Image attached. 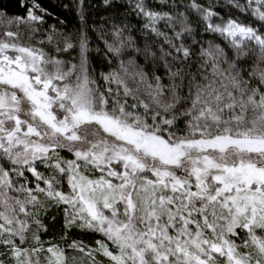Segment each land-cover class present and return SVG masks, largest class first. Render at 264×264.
<instances>
[{
  "label": "snow or ice",
  "instance_id": "1",
  "mask_svg": "<svg viewBox=\"0 0 264 264\" xmlns=\"http://www.w3.org/2000/svg\"><path fill=\"white\" fill-rule=\"evenodd\" d=\"M0 264H264V0H0Z\"/></svg>",
  "mask_w": 264,
  "mask_h": 264
},
{
  "label": "trees",
  "instance_id": "2",
  "mask_svg": "<svg viewBox=\"0 0 264 264\" xmlns=\"http://www.w3.org/2000/svg\"><path fill=\"white\" fill-rule=\"evenodd\" d=\"M5 2L7 3V2H8V0H5ZM13 4H14V0H13Z\"/></svg>",
  "mask_w": 264,
  "mask_h": 264
}]
</instances>
